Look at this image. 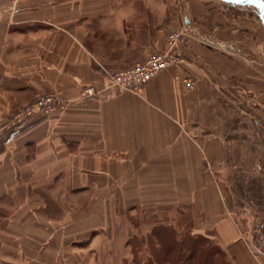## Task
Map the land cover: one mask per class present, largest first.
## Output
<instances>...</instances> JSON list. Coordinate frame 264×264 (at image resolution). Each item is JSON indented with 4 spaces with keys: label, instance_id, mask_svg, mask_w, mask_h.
<instances>
[{
    "label": "crops",
    "instance_id": "obj_1",
    "mask_svg": "<svg viewBox=\"0 0 264 264\" xmlns=\"http://www.w3.org/2000/svg\"><path fill=\"white\" fill-rule=\"evenodd\" d=\"M242 10L0 0V263L103 264L119 216L141 211L189 217L233 261L264 263V35ZM173 30L191 45L169 47ZM154 52L182 64L138 92L110 85L104 70ZM89 85L97 99L82 97ZM49 93L70 104L8 126Z\"/></svg>",
    "mask_w": 264,
    "mask_h": 264
},
{
    "label": "rangeland",
    "instance_id": "obj_2",
    "mask_svg": "<svg viewBox=\"0 0 264 264\" xmlns=\"http://www.w3.org/2000/svg\"><path fill=\"white\" fill-rule=\"evenodd\" d=\"M214 1L222 6L229 7L233 12L239 7L248 15L255 17L264 35V9L251 2H240L238 0ZM261 1L264 4V0ZM228 200L230 202L232 199L229 198ZM176 217L174 214H162L155 211L121 214L119 216L120 228L114 234V241L109 245H105L103 264H181L182 262L185 264H202L199 260L201 252L196 251L193 256H190L192 251L187 248L188 242H192L194 235L205 238L202 243L205 248H208L210 256L211 251L209 249L211 250L213 247L216 249L218 254L213 256L214 264H241L233 261L225 252L223 246L217 244L214 238L195 234L191 229H187L191 224L189 222L186 224L185 219L184 225L187 227L184 225L182 227L181 218H178V221ZM244 229L247 230V228ZM234 250H238V253L244 255L246 253L243 247H236ZM253 253H256L255 250H253ZM251 261L250 264H258L252 259ZM242 264H247V262Z\"/></svg>",
    "mask_w": 264,
    "mask_h": 264
},
{
    "label": "built area",
    "instance_id": "obj_3",
    "mask_svg": "<svg viewBox=\"0 0 264 264\" xmlns=\"http://www.w3.org/2000/svg\"><path fill=\"white\" fill-rule=\"evenodd\" d=\"M193 37L186 30H173L167 35V44L173 47L176 44H181L184 47L191 45ZM208 45L216 46L211 40L205 39L203 42ZM218 46H222L219 44ZM224 47V45L222 46ZM182 64L181 58L172 52H154L143 62L132 67L121 69L117 71L104 70V73L111 86L118 87L122 90L138 92L141 87L151 81L159 72L172 67H178ZM186 88L193 86L192 80L186 78L184 80ZM98 91L93 85L85 87L82 91L84 99H97ZM70 101L65 100L55 93H49L37 97L30 104L19 108L13 113L8 121V126L17 128L34 116H51L62 112ZM6 264V263H0Z\"/></svg>",
    "mask_w": 264,
    "mask_h": 264
},
{
    "label": "trees",
    "instance_id": "obj_4",
    "mask_svg": "<svg viewBox=\"0 0 264 264\" xmlns=\"http://www.w3.org/2000/svg\"><path fill=\"white\" fill-rule=\"evenodd\" d=\"M184 219L186 220V224H187V222L190 223V218L184 216V218H183V224L181 225L182 227L184 225ZM184 226H186V225H184ZM187 229H191V228L187 227ZM165 238H166V235H165ZM192 238H194L192 240V242H188V244H187V248L190 251H192V253L190 254V256H193L194 255V252L196 253V251L199 252V253L201 252L200 253L201 256H199V260H200V262H202V264H214L215 263V260H213V256L216 255V254H218L216 252V249H214V247L211 248V250L209 249V251H211V256H210L209 255V252H208V248H205L204 245H203V243H202V242H204L205 238L202 237V236H199V235H194V237H192ZM199 248H200L201 251L199 250ZM181 264H185V263L182 262Z\"/></svg>",
    "mask_w": 264,
    "mask_h": 264
},
{
    "label": "water",
    "instance_id": "obj_5",
    "mask_svg": "<svg viewBox=\"0 0 264 264\" xmlns=\"http://www.w3.org/2000/svg\"><path fill=\"white\" fill-rule=\"evenodd\" d=\"M238 1H240V2H251L255 5H257L258 7L264 9V4L261 0H238Z\"/></svg>",
    "mask_w": 264,
    "mask_h": 264
}]
</instances>
